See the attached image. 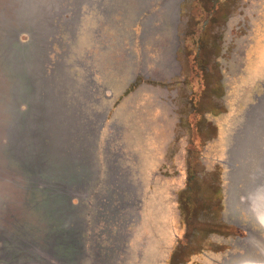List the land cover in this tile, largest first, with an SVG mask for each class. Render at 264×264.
Masks as SVG:
<instances>
[{
  "label": "rangeland",
  "instance_id": "rangeland-1",
  "mask_svg": "<svg viewBox=\"0 0 264 264\" xmlns=\"http://www.w3.org/2000/svg\"><path fill=\"white\" fill-rule=\"evenodd\" d=\"M78 1L0 0V264H264V0Z\"/></svg>",
  "mask_w": 264,
  "mask_h": 264
},
{
  "label": "trees",
  "instance_id": "trees-1",
  "mask_svg": "<svg viewBox=\"0 0 264 264\" xmlns=\"http://www.w3.org/2000/svg\"><path fill=\"white\" fill-rule=\"evenodd\" d=\"M81 2H82V0H79L78 1V4L81 5L82 4ZM81 8L82 7H80L79 11L81 10ZM72 15H74V13H72V11H69V9H68L66 12H64V20H70V19H72ZM29 110H30V106L24 104V105L21 106V108L18 111H29ZM38 130L42 133V130L41 129H38ZM33 133L36 136L37 132L34 131ZM51 152H52V147L49 148L46 151V153L44 155V158H41L39 160V163H42V164L43 163L44 164L45 163H48V164H50L51 161L49 160V158L52 155ZM40 202L41 203H39V208H40V205L42 207H45V209H44V215H43L42 219L44 218V220H46V222H45L46 224L49 223L48 219L52 216V214H53L52 212L58 211L59 209H62L63 208V205L62 204H59L58 202L52 201V202L47 203V201L44 202L42 198H40ZM45 223H44V221H42L41 224H39L40 226L39 225L36 226V228H37L36 230L40 234H42V227H43V225H46ZM49 234H50L49 231H47V232H44L43 235H46L45 242L47 243V241H49V244L47 243V246L49 247V249L52 252V254H54L53 251L55 249V246H57L58 242H62V243L64 242V243H66L65 240H69V239H66V238L59 239L58 236H53L52 237V235L50 236ZM49 236H50V239H48ZM0 243H2V244H0V247H3V242L0 241ZM66 245H67V243H66ZM31 247H32V244L29 242V240H24L23 241V244H22V249H24V251H21V253H22L21 261H19L18 263L14 262V264H20V263H26V264H31V263H35V264H55L54 262L50 261L44 255V253H42L40 250H38L39 251L38 252L39 255L37 253H35V254L34 253H31L29 251V249L31 250ZM30 254L32 255V257H29ZM40 255H42V256H40Z\"/></svg>",
  "mask_w": 264,
  "mask_h": 264
},
{
  "label": "bare ground",
  "instance_id": "bare-ground-1",
  "mask_svg": "<svg viewBox=\"0 0 264 264\" xmlns=\"http://www.w3.org/2000/svg\"><path fill=\"white\" fill-rule=\"evenodd\" d=\"M43 148H46V146L44 145V146H42ZM49 160L50 161H52L50 158H49ZM257 221L259 222V224L261 225V227L264 229V217H262V216H258L257 217ZM239 264H255V263H253V262H251V261H248V262H242V263H239Z\"/></svg>",
  "mask_w": 264,
  "mask_h": 264
},
{
  "label": "water",
  "instance_id": "water-1",
  "mask_svg": "<svg viewBox=\"0 0 264 264\" xmlns=\"http://www.w3.org/2000/svg\"><path fill=\"white\" fill-rule=\"evenodd\" d=\"M63 76H64V75H63ZM68 78H69V77H68L67 75L64 76V80H65V81H67ZM256 220H257V218H256ZM257 222H258V221H257ZM258 223H259V222H258ZM263 230H264V229H263ZM238 264H239V263H238Z\"/></svg>",
  "mask_w": 264,
  "mask_h": 264
}]
</instances>
